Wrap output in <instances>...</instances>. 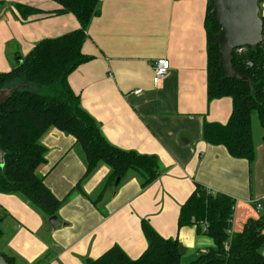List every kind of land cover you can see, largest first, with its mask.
I'll list each match as a JSON object with an SVG mask.
<instances>
[{"label": "crops", "instance_id": "0c3cea01", "mask_svg": "<svg viewBox=\"0 0 264 264\" xmlns=\"http://www.w3.org/2000/svg\"><path fill=\"white\" fill-rule=\"evenodd\" d=\"M0 1L6 7L0 13V73L12 70L37 42L79 28L71 14L32 16L22 23L9 10L17 3L57 10L50 0ZM206 11L207 0H100V14L91 19L82 46L92 60L69 75L68 85L109 144L156 156L161 174L145 188L131 174L95 205L110 175L102 165L69 195L85 172L84 156L73 137L50 128L40 139L46 156L36 173L63 201L55 215L59 225L53 228L19 195L0 196V253L16 264H34L48 252V264H83L118 246L135 260L147 247L141 231L146 220L162 238L178 240L181 263L188 264L214 246L194 226L177 228L179 208L195 183L236 201L232 233L264 214L262 133L257 142L253 136L251 166L202 138L204 122L226 124L232 110L227 97L207 102ZM158 59L170 68L154 86Z\"/></svg>", "mask_w": 264, "mask_h": 264}, {"label": "trees", "instance_id": "16d2710c", "mask_svg": "<svg viewBox=\"0 0 264 264\" xmlns=\"http://www.w3.org/2000/svg\"><path fill=\"white\" fill-rule=\"evenodd\" d=\"M50 1L59 8L45 12L17 3L9 10L22 23L32 16L71 14L79 28L37 42L26 56L16 59L12 70L0 73V89L25 86L0 107V150L4 154L3 166H0V194L19 195L46 219L55 216L63 203L36 173L45 163L46 156V148L40 139L50 128L73 137L84 156L85 172L69 195L80 189L81 183L98 167L104 165L110 169V175L93 201L95 205L117 179L134 174L140 179V187L145 188L162 171L156 156L121 150L109 144L68 85L69 75L92 60L82 52V46L88 38L86 29L91 19L100 14V0ZM212 8V1L207 0L204 24L206 97L208 103L230 98L232 110L226 124L204 122L202 138L208 145L224 147L231 158L244 160L251 166L255 159L252 114L256 115L262 130L264 146V19L262 42L255 47H246L242 55L232 53V67L247 80L239 81L228 78L219 68L216 35L220 26L210 14ZM5 9V3L0 1V13ZM235 203L230 196L195 183L193 192L179 208L177 228L194 226L198 233L210 238L214 246L199 252L188 264H264L261 253L264 214L256 220H248L241 232L232 233ZM2 220L0 215V238ZM141 231L147 247L137 259H130L121 248L113 246L97 259H87L83 264H182L177 239L162 238L146 220L141 221ZM0 255L6 264H16L13 256ZM50 256L51 252H48L34 264H48Z\"/></svg>", "mask_w": 264, "mask_h": 264}, {"label": "water", "instance_id": "95a60500", "mask_svg": "<svg viewBox=\"0 0 264 264\" xmlns=\"http://www.w3.org/2000/svg\"><path fill=\"white\" fill-rule=\"evenodd\" d=\"M213 8L210 12L212 18L220 26L216 35L219 47V68L230 79L247 81L232 67V53L237 48L255 47L262 42L263 20L259 16V3L263 0H211ZM0 89V107L4 105L20 88ZM4 154L0 150V166H3ZM120 179H117L115 186ZM53 228L58 227L59 221L56 216L49 218ZM181 255L184 254L182 246L179 247ZM0 264H6L0 255Z\"/></svg>", "mask_w": 264, "mask_h": 264}, {"label": "built area", "instance_id": "2783aa9c", "mask_svg": "<svg viewBox=\"0 0 264 264\" xmlns=\"http://www.w3.org/2000/svg\"><path fill=\"white\" fill-rule=\"evenodd\" d=\"M259 16L261 19L262 18L264 19V0L259 3ZM234 52L237 53L238 55H242L246 52V47L237 48L234 50ZM169 68H170L169 62L166 59H158L153 63L152 81H153L154 86H157L159 82L166 77V75L168 74ZM140 93L141 91L134 92L135 95H139ZM256 207L257 209H259L260 205H257ZM228 234L230 235L231 232H228Z\"/></svg>", "mask_w": 264, "mask_h": 264}, {"label": "rangeland", "instance_id": "374dc122", "mask_svg": "<svg viewBox=\"0 0 264 264\" xmlns=\"http://www.w3.org/2000/svg\"><path fill=\"white\" fill-rule=\"evenodd\" d=\"M252 125H253L252 131H253L254 141L257 142L259 140V137L261 136L262 130L258 125V121H257L255 114H252ZM0 196L4 197V196H6V194H0ZM0 203H1V201H0ZM0 210H1V204H0ZM0 213H1V211H0Z\"/></svg>", "mask_w": 264, "mask_h": 264}]
</instances>
